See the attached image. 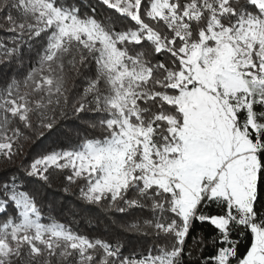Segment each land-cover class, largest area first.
Masks as SVG:
<instances>
[{
	"label": "snow or ice",
	"instance_id": "1",
	"mask_svg": "<svg viewBox=\"0 0 264 264\" xmlns=\"http://www.w3.org/2000/svg\"><path fill=\"white\" fill-rule=\"evenodd\" d=\"M0 16V65H32L0 84V158L57 138L0 178V264H264V0H0ZM54 172L134 219L111 239L43 222L25 181ZM125 234L149 246L125 254Z\"/></svg>",
	"mask_w": 264,
	"mask_h": 264
},
{
	"label": "trees",
	"instance_id": "2",
	"mask_svg": "<svg viewBox=\"0 0 264 264\" xmlns=\"http://www.w3.org/2000/svg\"><path fill=\"white\" fill-rule=\"evenodd\" d=\"M69 2L81 5L82 11L87 10V5H97V0H69ZM108 12L109 10L102 5L97 7V13L100 15L107 14ZM11 36L12 33L7 31V23L0 16V39H8ZM31 67L32 65L27 62L22 67H17L16 64L10 66L0 65V84L14 72L19 73L22 78ZM70 84V97L82 91L83 84L81 78H75L70 81ZM60 123L65 128L68 126L75 127L76 125H80L81 128L85 127L82 121L77 120L71 115L67 119L61 120ZM56 140L55 136L47 132L43 136L37 134L25 143L23 153L13 162L0 158V178L13 172L23 177L22 166H27L35 157L54 147ZM25 182L28 189L37 194L38 204L42 207L43 222L50 223L52 220H55L67 225L74 231L88 235L90 238L103 237L111 239L112 235L122 232L118 226L119 224L131 222L134 219V217H127L122 220V214L116 213L114 209L86 204L79 195V186L82 182L70 185L65 173L54 172L49 183L36 178H27ZM66 187L69 189L68 191H65ZM137 215L144 214L137 213ZM194 233H199L210 241L214 235V229L208 224L195 223ZM237 238L240 241L239 251L240 253H244L249 246L250 240L247 236ZM123 239L126 241L125 254L146 250L149 246L148 239L142 236L125 234ZM212 250V244L209 243L204 249L203 254L208 256Z\"/></svg>",
	"mask_w": 264,
	"mask_h": 264
}]
</instances>
